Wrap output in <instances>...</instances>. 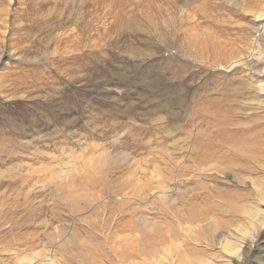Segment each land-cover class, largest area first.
<instances>
[{
  "label": "rangeland",
  "instance_id": "obj_1",
  "mask_svg": "<svg viewBox=\"0 0 264 264\" xmlns=\"http://www.w3.org/2000/svg\"><path fill=\"white\" fill-rule=\"evenodd\" d=\"M187 1L0 0V264H264V0Z\"/></svg>",
  "mask_w": 264,
  "mask_h": 264
},
{
  "label": "bare ground",
  "instance_id": "obj_2",
  "mask_svg": "<svg viewBox=\"0 0 264 264\" xmlns=\"http://www.w3.org/2000/svg\"><path fill=\"white\" fill-rule=\"evenodd\" d=\"M181 1V0H180ZM183 1V0H182ZM187 1V0H186ZM187 2H190V1H187ZM263 15V14H262ZM223 48V47H222ZM166 160V159H165ZM116 163V162H115ZM165 163V162H164ZM191 168V167H190ZM199 168V167H198ZM176 169V168H175ZM221 169V168H220ZM151 176V175H150ZM159 176V175H158ZM90 180V179H89ZM146 180V179H145ZM149 181V180H146V182ZM141 182V181H140ZM139 181H137V184L141 185ZM145 182V183H146ZM164 187L163 186V181H157V184L155 187H152L151 188V191H154L156 190L155 192L160 194L159 195V198L160 199H164L165 198V191H164ZM151 194V193H150ZM120 198H128V200L125 202H121L120 204H122L123 206L125 204H129L131 202H129L130 200H133L136 201V200H139L141 198V194H140V189H136V188H133V189H130L128 190L127 192H124L123 194H121ZM182 199V198H181ZM121 201V200H120ZM87 204V203H86ZM105 206V205H104ZM109 206V205H108ZM138 207V206H137ZM137 207L135 208L134 206H131L128 207V208H123L120 206V208L118 210H112L110 208V210H108L109 212V216L108 217H104L103 219H101V222H100V226L103 227V229L105 230H109V238H112V239H117V235L115 234L116 233V230L118 229V227L120 226V221H121V218L123 217H126V216H133L134 214H136V210H137ZM113 208V207H112ZM114 216H116L119 221H112L114 218ZM164 216V214H163ZM166 216V215H165ZM132 218V217H131ZM134 218V217H133ZM132 218V219H133ZM135 220V219H134ZM139 220V219H138ZM124 221V220H123ZM130 221V220H128ZM179 221L183 222V223H186V222H190L189 220H186V219H183V218H180ZM194 221V220H192ZM113 222V223H112ZM180 222V223H181ZM122 223V222H121ZM263 223V221H261V224ZM139 224V223H138ZM96 225V223H95ZM124 225V224H123ZM122 225V226H123ZM131 226V225H130ZM139 226V225H138ZM236 227V225H234ZM128 227V226H127ZM98 228V227H97ZM137 228V227H136ZM200 228L204 229V231H209L211 229V224L208 223V224H205L203 226H201ZM223 228V227H222ZM122 229V228H121ZM134 230V228H131ZM188 229V227H187ZM120 230V229H119ZM136 230V229H135ZM192 230V229H191ZM143 232V230H141ZM244 231V230H243ZM121 232V231H120ZM123 232V231H122ZM135 232V231H134ZM169 233V232H168ZM211 238L208 242H211V245L212 246H217L218 248H220V250H222L224 253H227L229 255V257L231 258V260H233V264H239V262H241V260L243 259V257L246 255L247 251L249 250L252 242H251V239L250 240H244L245 236L244 232H242V235L240 237V243L237 244V245H233V244H227L228 242L226 241L225 242V237L226 235L225 234H230L232 235L233 237H236L237 239L239 238V235H237L236 233H233L231 230H226V231H222V232H219V233H211ZM165 235V234H164ZM168 235V234H167ZM141 236V235H140ZM143 236V235H142ZM166 236V235H165ZM149 237V236H148ZM146 236V238H148ZM158 237V236H157ZM141 238H139V241H140ZM144 239V238H143ZM142 239V240H143ZM161 239V238H160ZM164 239V238H163ZM170 237H168V239L166 240H169ZM111 240V239H110ZM152 240V239H151ZM239 240V239H238ZM138 242V240H135ZM154 242V240H152ZM171 243L169 244L170 245V248L168 249H165V252L168 254L169 256V259H170V263L171 264H191V262L187 259V258H184V255L180 253L179 251V247L175 244L172 243V240L170 239L169 240ZM168 241V242H169ZM206 241V240H205ZM137 242H135V244H138ZM145 242H147L145 240ZM156 242V240H155ZM165 242V241H164ZM141 243V242H139ZM144 243V241H143ZM143 243H141V245L138 246V248L132 246H129V245H125L123 246L124 247V250L122 252V258L125 259V261H127L128 259H131L133 257H142L143 256H146V255H149L148 254V250L146 249V245L144 246ZM207 243V241L205 242ZM151 245V244H150ZM163 245V244H162ZM122 246V245H121ZM120 246V247H121ZM136 246V245H135ZM158 246V245H157ZM148 247V246H147ZM243 247V248H241ZM45 251V250H44ZM37 251V252H34L33 254H30V255H25L23 258L19 259V261L16 263V264H62L60 259L58 258L57 254H55V252H49L48 251ZM145 259V258H144ZM133 263V262H132ZM137 263V262H136ZM138 264V263H137Z\"/></svg>",
  "mask_w": 264,
  "mask_h": 264
}]
</instances>
